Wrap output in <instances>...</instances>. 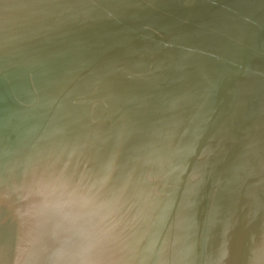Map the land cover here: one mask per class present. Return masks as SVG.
<instances>
[{
	"label": "water",
	"instance_id": "obj_1",
	"mask_svg": "<svg viewBox=\"0 0 264 264\" xmlns=\"http://www.w3.org/2000/svg\"><path fill=\"white\" fill-rule=\"evenodd\" d=\"M0 264H264V0H0Z\"/></svg>",
	"mask_w": 264,
	"mask_h": 264
}]
</instances>
